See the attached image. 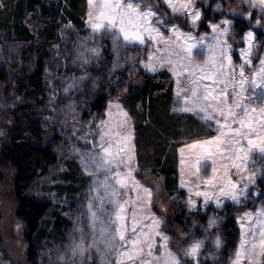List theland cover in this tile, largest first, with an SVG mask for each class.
I'll return each instance as SVG.
<instances>
[{
  "label": "rangeland",
  "instance_id": "rangeland-1",
  "mask_svg": "<svg viewBox=\"0 0 264 264\" xmlns=\"http://www.w3.org/2000/svg\"><path fill=\"white\" fill-rule=\"evenodd\" d=\"M105 2L114 0H93L91 4L84 0V28L60 24L58 41L46 61L44 125L50 129L46 141L58 160L46 176L35 180L30 193L58 204L70 224L60 241L38 245L33 261L237 264L238 260V264H264L260 255L264 158L258 151L264 147V6L259 0H227L230 12L225 14L222 0L210 1L209 7L204 0H194L187 8L180 6L188 0H171L180 8L173 12L164 0H132L139 4L138 11L154 13L147 20L139 19L138 28L128 30L130 36L142 37L140 43L136 39L125 41L116 29L93 30V24L107 25L101 12L112 14L111 9L102 7ZM197 11L200 18L193 25L192 16ZM234 16L246 18L250 28L241 32L234 25ZM11 45L0 34V68L8 67V77L16 72L10 68L14 57ZM161 71L168 72L173 82L172 110L192 116L204 132L212 133L177 145L179 189L171 199L164 194L161 178L143 172L132 118L120 100L123 84L137 80L142 72L152 75ZM252 80L261 86L252 85ZM8 82L12 84V79ZM205 86L209 91L215 88L208 99H204ZM3 87L0 83V145L7 124L2 113L10 107L2 99ZM221 90L229 94L228 105L241 99L248 106L244 128L228 116L233 121L231 129L239 135L221 127L225 120L220 110L226 112L227 106L223 96L219 102L213 98ZM100 95L107 97L104 110L91 112L89 100ZM249 96L254 101L251 105ZM205 115L213 119L206 120ZM71 163H75L82 183L76 195L68 199L50 193V187L59 182ZM2 172L0 264H28L12 174L9 169L1 168ZM169 205L176 207L177 216L185 209L183 228L171 225L166 211ZM230 217L235 219L236 228L232 238L224 228ZM195 245L199 247L193 255ZM237 252L241 253L239 258ZM129 253L135 258L130 259Z\"/></svg>",
  "mask_w": 264,
  "mask_h": 264
},
{
  "label": "trees",
  "instance_id": "trees-1",
  "mask_svg": "<svg viewBox=\"0 0 264 264\" xmlns=\"http://www.w3.org/2000/svg\"><path fill=\"white\" fill-rule=\"evenodd\" d=\"M210 1L204 0V4L209 7ZM226 1L222 0L224 13L229 14ZM83 6L84 0L0 1V34L4 41L12 44L9 50L14 57L10 68L16 69L14 75L8 77V67L0 68V83L4 85L1 96L10 105L2 113L7 124L4 127L5 140L0 145V169H9L12 174L16 216L23 224L28 264H35L33 257L38 245L60 241L70 224L58 204L38 199L30 189L35 180L46 176L58 160L46 141L50 129L44 125L46 61L58 41L60 24L70 23L79 30L84 28ZM207 7L205 15L209 12ZM232 18L241 32L251 26L246 18ZM11 79L12 84L8 82ZM121 82L127 80L122 79ZM123 87L120 100L132 118L138 138V161L144 164V173L161 178L164 194L171 199L179 189L176 147L186 140L201 139L212 133L204 132L200 122L192 116L176 114L172 110L174 86L168 72L152 75L142 72L137 80L123 84ZM106 102L105 95L91 99L89 110L100 112ZM67 167L59 182L48 191L58 197L66 195L69 199L76 195L82 183L75 163ZM2 179L3 172L0 181ZM174 205L166 209L171 225L176 229L183 228L185 209L177 216ZM224 228L229 230V237L235 236V219L230 217ZM1 243L0 234V247ZM229 247L230 244L226 249ZM3 255L7 259L5 252Z\"/></svg>",
  "mask_w": 264,
  "mask_h": 264
},
{
  "label": "snow or ice",
  "instance_id": "snow-or-ice-1",
  "mask_svg": "<svg viewBox=\"0 0 264 264\" xmlns=\"http://www.w3.org/2000/svg\"><path fill=\"white\" fill-rule=\"evenodd\" d=\"M164 2L166 4H168V6L170 8H172L173 12H179L180 8H177L172 2L171 0H164ZM89 3H93V0H89ZM192 3H194V0H188L187 4L181 5V8H187L188 6H190ZM259 3L264 6V0H259ZM103 8H107V9H111L112 10V14H108L106 15L104 12H101V17H105L107 19V25H105L103 22L101 23H97V24H93V30L94 31H99L101 29H105L106 31H112L113 29H116V31H118L119 33H121L124 36V40L131 42L132 39H136L138 42L143 43V39L140 36H135L132 37L128 34V30L130 28H138L139 25V19H143V20H147L150 16L154 15L153 11L149 10L146 12H141L138 11L139 8V4L133 3L132 0H114L113 3H107L105 2L102 5ZM119 10V11H117ZM200 18V13L197 11L193 14L192 16V24L195 25L196 22L199 20ZM117 24H119V27L117 28ZM150 31V29H149ZM249 39H251V33H249L248 36ZM191 49V46H189V51ZM245 75V73L243 71L240 72V76L243 77ZM202 79L204 77H201ZM218 81H213V83H216ZM193 83H195V81H193ZM241 83H243V81H241ZM251 84L256 86V87H260L261 85L257 84V82L255 80L251 81ZM206 87V91H207V95H205L204 99H208V96H211L213 92H215V88H212L210 91L208 90L207 86ZM193 96H195L197 93L195 91H193ZM223 96L224 97V103L227 106V111L225 112L223 109H221V114L224 116V120L225 123L221 125V127H228L229 131H234L236 132L237 135L240 134V132L238 130H233L231 129V123L233 121H229L228 120V116L231 115L233 118H235V122H238L241 126V128L245 127V118L248 116V106L247 105H243L241 103V99H234L233 100V105H228V99H229V94H227L224 90H221L219 95L214 96L213 98L216 99L218 102L220 100V97ZM253 97L249 96L248 97V104L251 105L253 103ZM209 107H211V104L209 105ZM234 108H239L240 111L237 112L234 110ZM187 110V109H185ZM255 110V109H254ZM204 119L206 120H211L213 119V117L211 115H205ZM246 138H247V134H245ZM249 144L251 145L253 143V141L251 139L248 140ZM252 149H249V153H251ZM258 151L261 155V158H264V147H259ZM248 154H246V159H247ZM121 186L123 187V184H121ZM233 199H235V197H233ZM133 231H135V229H133ZM121 240L124 239V236L121 235ZM130 243H135L134 240H129ZM244 246V242H241V248H243ZM199 247V245H195L193 246L191 253L193 255H195L197 248ZM256 245L253 243V248H255ZM260 248H261V256H264V240L260 241ZM75 254V253H74ZM130 259H134L135 257L132 256L131 253L128 254ZM241 255L240 252H237V257L239 258V256ZM173 264H176L175 261H173ZM237 264H238V260H237Z\"/></svg>",
  "mask_w": 264,
  "mask_h": 264
},
{
  "label": "bare ground",
  "instance_id": "bare-ground-1",
  "mask_svg": "<svg viewBox=\"0 0 264 264\" xmlns=\"http://www.w3.org/2000/svg\"><path fill=\"white\" fill-rule=\"evenodd\" d=\"M123 103H124V101H123ZM249 206H250V204H249Z\"/></svg>",
  "mask_w": 264,
  "mask_h": 264
}]
</instances>
